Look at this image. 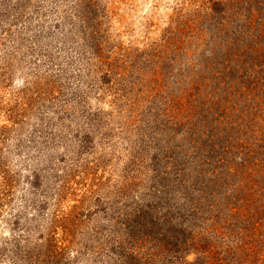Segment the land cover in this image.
<instances>
[{"label": "rangeland", "instance_id": "1", "mask_svg": "<svg viewBox=\"0 0 264 264\" xmlns=\"http://www.w3.org/2000/svg\"><path fill=\"white\" fill-rule=\"evenodd\" d=\"M208 1L0 0V264H264V0H211L227 41ZM227 42L251 152L219 182Z\"/></svg>", "mask_w": 264, "mask_h": 264}, {"label": "trees", "instance_id": "2", "mask_svg": "<svg viewBox=\"0 0 264 264\" xmlns=\"http://www.w3.org/2000/svg\"><path fill=\"white\" fill-rule=\"evenodd\" d=\"M210 4V12L211 15L204 17V19L202 20L201 23H204L205 25H207L209 27V29L213 30L212 35H215L218 37V39H221L222 37L226 39H229V35L233 34L232 30L230 29L231 25L233 24L232 17L233 15H231V11H229L228 13H225V4L218 2V1H211L209 0L207 2V4ZM231 6H233V4L231 2H229ZM263 15H264V11H263ZM199 21L196 22L197 24H199ZM262 21L264 22V16H262ZM187 23V22H186ZM186 23H182L183 26L186 25ZM188 25V24H187ZM189 26V25H188ZM261 35H263V32L261 33ZM250 36L253 38L254 36L252 34H250ZM240 37V36H239ZM257 38V37H256ZM255 39V38H254ZM258 39V38H257ZM258 43L260 41H257ZM174 43V41L172 42ZM227 45H221L222 48H220L221 50V54L220 55H216L212 52V49H209L211 56L216 58V61L219 63L220 65V71H215L216 73H214L215 76H210V77H214V83L216 85H219L221 87V91L218 92L219 95L217 96V102L214 101V104L217 105L218 107V111L220 113L217 114L216 118L213 120V123L215 125V128H210L213 131V135L217 140L216 143H210V146L212 147V150H218L220 148V150L223 152V155L226 156L227 159H223L222 156H218V162L220 164L224 165V174H220L217 178L219 179V182L221 180H228L230 179L232 176H234L237 173V170L235 169L234 163L232 162V157H231V149L232 152H235L237 150V148L241 151H244L242 149H245L246 151H244V154L248 155L251 152V148H250V144L248 143H242L243 146L241 144H238V140L236 141H232L231 138L235 134H241L242 130L244 131H248L247 130V125L246 122L248 121V119H246L247 114L245 113L243 108H247V106L244 104L243 102V98H247L248 95H250V93L247 92V88L248 89H253V85L252 83H254L253 81H249L247 82L246 85H243V81L245 78L244 77H240L239 76H249L251 73V69H246L244 68L243 73L241 74H237L236 77L234 76V68L232 66V58L231 56H233V52H232V45L227 42ZM263 44V41L260 42V45ZM173 49L178 48V46L176 44H173ZM206 63V64H205ZM203 62L202 64H199V67L201 65V67L206 70L208 72V76H209V71L206 65H208L209 62ZM260 67V64H259ZM201 72V71H200ZM200 75V73H199ZM198 75V76H199ZM201 81L207 82L208 77L207 76H199ZM220 79V80H218ZM241 80V81H240ZM236 84L237 88H240L241 93H240V99L237 98L236 101H232L231 98L233 96H235V94L237 93V90L233 88V84H228V82H232ZM250 83V84H249ZM252 86V87H250ZM215 87V86H214ZM254 96V95H253ZM231 103L233 104V107H231ZM263 103H264V93H263ZM241 104L242 108H238V105ZM255 106H257L258 104H254ZM253 105V107H254ZM234 109V110H233ZM232 110L234 112H236L237 114L232 116ZM264 112V111H263ZM204 124H208L211 125V122L208 123L207 121H204ZM232 141V142H231ZM242 153V152H241ZM219 155V154H218ZM244 162V159H242ZM246 162V161H245ZM220 167V166H219ZM250 165H248V169H249ZM213 173H216V169L214 168L212 170ZM216 176V175H214ZM223 176V177H222ZM227 187H230V184L227 185ZM255 190H259L260 191V186H258L257 188H255ZM229 201H226L225 203V207L229 210L230 208L229 206ZM193 237V236H191ZM194 238V237H193ZM190 244L193 245V242L190 241Z\"/></svg>", "mask_w": 264, "mask_h": 264}]
</instances>
